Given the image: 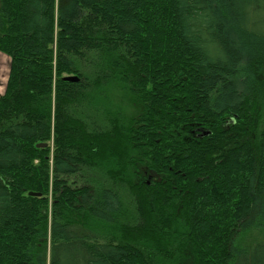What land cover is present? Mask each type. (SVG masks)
<instances>
[{
  "label": "trees",
  "instance_id": "trees-1",
  "mask_svg": "<svg viewBox=\"0 0 264 264\" xmlns=\"http://www.w3.org/2000/svg\"><path fill=\"white\" fill-rule=\"evenodd\" d=\"M0 52V264H264V0H0Z\"/></svg>",
  "mask_w": 264,
  "mask_h": 264
},
{
  "label": "rangeland",
  "instance_id": "rangeland-1",
  "mask_svg": "<svg viewBox=\"0 0 264 264\" xmlns=\"http://www.w3.org/2000/svg\"><path fill=\"white\" fill-rule=\"evenodd\" d=\"M10 71V58L0 52V96L5 92Z\"/></svg>",
  "mask_w": 264,
  "mask_h": 264
},
{
  "label": "water",
  "instance_id": "water-1",
  "mask_svg": "<svg viewBox=\"0 0 264 264\" xmlns=\"http://www.w3.org/2000/svg\"><path fill=\"white\" fill-rule=\"evenodd\" d=\"M68 81H72V82H74V81H78V79L77 78H69L68 79ZM208 133H206V135H207ZM44 145H38V147H43ZM30 195L31 196H39V194H35V193H30Z\"/></svg>",
  "mask_w": 264,
  "mask_h": 264
},
{
  "label": "crops",
  "instance_id": "crops-1",
  "mask_svg": "<svg viewBox=\"0 0 264 264\" xmlns=\"http://www.w3.org/2000/svg\"><path fill=\"white\" fill-rule=\"evenodd\" d=\"M8 81V80H7ZM5 93V92H4Z\"/></svg>",
  "mask_w": 264,
  "mask_h": 264
}]
</instances>
